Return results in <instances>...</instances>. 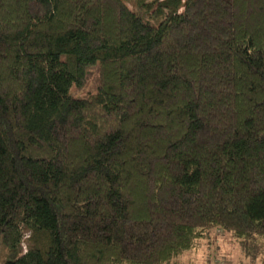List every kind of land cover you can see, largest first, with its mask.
Returning a JSON list of instances; mask_svg holds the SVG:
<instances>
[{
    "label": "trees",
    "instance_id": "trees-1",
    "mask_svg": "<svg viewBox=\"0 0 264 264\" xmlns=\"http://www.w3.org/2000/svg\"><path fill=\"white\" fill-rule=\"evenodd\" d=\"M219 234L264 264V0H0V264Z\"/></svg>",
    "mask_w": 264,
    "mask_h": 264
},
{
    "label": "rangeland",
    "instance_id": "rangeland-1",
    "mask_svg": "<svg viewBox=\"0 0 264 264\" xmlns=\"http://www.w3.org/2000/svg\"><path fill=\"white\" fill-rule=\"evenodd\" d=\"M123 2L129 9L140 13L153 0H123ZM151 5L153 7L155 6L153 4ZM21 249H24L23 243ZM262 250L264 254V244ZM238 252V247L234 241L226 235L219 234L213 238V242L210 245L201 246L198 250L187 254L186 257H182L181 261L183 263L190 261L188 262L189 264H237ZM1 259L2 253L0 251Z\"/></svg>",
    "mask_w": 264,
    "mask_h": 264
}]
</instances>
